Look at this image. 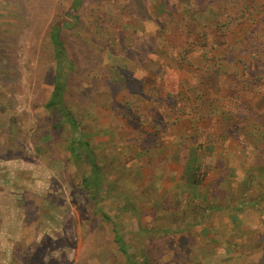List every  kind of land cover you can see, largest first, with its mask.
I'll use <instances>...</instances> for the list:
<instances>
[{"label": "rangeland", "instance_id": "rangeland-1", "mask_svg": "<svg viewBox=\"0 0 264 264\" xmlns=\"http://www.w3.org/2000/svg\"><path fill=\"white\" fill-rule=\"evenodd\" d=\"M72 3L0 0V264H264V0Z\"/></svg>", "mask_w": 264, "mask_h": 264}, {"label": "trees", "instance_id": "trees-1", "mask_svg": "<svg viewBox=\"0 0 264 264\" xmlns=\"http://www.w3.org/2000/svg\"><path fill=\"white\" fill-rule=\"evenodd\" d=\"M82 0H73L72 8L77 10ZM67 20L62 21L61 24L53 26L52 40L54 46V57L56 61L54 86L51 96L45 106L52 113L59 114L63 119L71 124L73 131L77 130L76 122L70 109L66 107L65 94L68 90L69 76L66 70V64L71 62L68 60L65 45L60 37L61 29L66 25ZM75 141L71 144L72 154L75 155V160L84 159L90 164V172L88 175L82 177L83 186H86L89 192H96L103 186V172L102 167L93 152L89 149V142L83 139L82 136L75 137ZM264 140V139H263ZM258 160L264 161V146L258 154ZM262 167L264 164L258 163ZM116 241L119 244L120 249L128 256L127 248L123 238L120 234L116 236ZM130 261V260H129Z\"/></svg>", "mask_w": 264, "mask_h": 264}]
</instances>
